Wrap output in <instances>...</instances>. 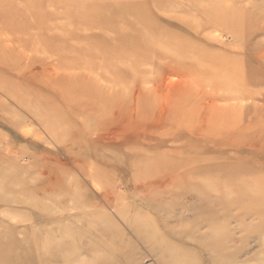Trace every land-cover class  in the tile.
Returning a JSON list of instances; mask_svg holds the SVG:
<instances>
[{
    "label": "rangeland",
    "instance_id": "obj_1",
    "mask_svg": "<svg viewBox=\"0 0 264 264\" xmlns=\"http://www.w3.org/2000/svg\"><path fill=\"white\" fill-rule=\"evenodd\" d=\"M260 196L264 0H0V264H264Z\"/></svg>",
    "mask_w": 264,
    "mask_h": 264
},
{
    "label": "bare ground",
    "instance_id": "obj_2",
    "mask_svg": "<svg viewBox=\"0 0 264 264\" xmlns=\"http://www.w3.org/2000/svg\"><path fill=\"white\" fill-rule=\"evenodd\" d=\"M190 196V195H189ZM224 194H221L219 196H217L216 198V204L215 206H209V211L207 213L212 215H216L217 217H221V216H229V214L233 211L232 209L237 205L236 202L234 201V199L232 198V200H224ZM194 198V203H197V195L193 194V196H191ZM237 203H239V200L237 199ZM239 205V204H238ZM186 207V205H185ZM240 208L245 209L244 212V216L245 217H252V216H257L258 218H260V222L261 224H264V196H260L259 198H252L250 199L249 202H244L241 203L239 205ZM197 207H195L194 205H189V209L190 211L193 212L194 215L198 214V210L196 209ZM219 209H223L224 214H219L218 210ZM200 217L201 216H196V219L198 220V222H200ZM234 241V240H233ZM262 263V262H261Z\"/></svg>",
    "mask_w": 264,
    "mask_h": 264
}]
</instances>
